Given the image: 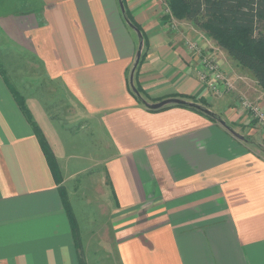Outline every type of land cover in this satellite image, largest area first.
Masks as SVG:
<instances>
[{"label":"crops","instance_id":"crops-1","mask_svg":"<svg viewBox=\"0 0 264 264\" xmlns=\"http://www.w3.org/2000/svg\"><path fill=\"white\" fill-rule=\"evenodd\" d=\"M167 11L162 0H0V264H93L89 241L97 263L264 264V129L236 108L260 96L257 83L238 77L209 103L214 116L172 102L151 111L128 90L143 33L147 96H209L183 44L202 32L170 28ZM42 93L80 129L97 120L103 147L56 139L53 118L36 114ZM29 117L61 171L78 243ZM101 166L89 191L70 179Z\"/></svg>","mask_w":264,"mask_h":264},{"label":"trees","instance_id":"trees-1","mask_svg":"<svg viewBox=\"0 0 264 264\" xmlns=\"http://www.w3.org/2000/svg\"><path fill=\"white\" fill-rule=\"evenodd\" d=\"M166 2L176 19L190 22L197 30L214 40L238 67L246 70L251 75L260 89L264 91V0H166ZM126 16L132 25L141 32V28L133 18L128 14ZM141 35L142 49H145L147 48V40L143 33ZM144 57L145 52L142 51L133 74V84L131 85L133 90L131 91L129 81L128 90L140 104L145 103L146 100L155 103L162 98L147 96L137 81L138 71ZM134 91L137 94H134ZM173 97L186 99L189 102H198L197 98H194L195 96L175 95ZM202 104H204V107L201 105L202 108L200 109L187 104H173L172 106L186 108L199 114L213 115L204 111V109H208V103L205 100L202 101ZM21 107L25 109L23 104H21ZM167 108L169 106L150 110L161 111ZM29 120L53 180L59 186L58 191L62 205L72 224L75 241L78 243V228L74 221L67 193L61 186V171L41 129L34 123L32 118L29 117ZM80 264H85V262L81 259Z\"/></svg>","mask_w":264,"mask_h":264},{"label":"rangeland","instance_id":"rangeland-1","mask_svg":"<svg viewBox=\"0 0 264 264\" xmlns=\"http://www.w3.org/2000/svg\"><path fill=\"white\" fill-rule=\"evenodd\" d=\"M162 2H164V4L166 5V10H168L167 12H169V16H162L163 19L168 21L167 23H168L170 28L175 29V27H176V29H178L179 24L181 22H183L184 20L183 19H176L172 15L170 8H169V5L166 2V0H162ZM176 22H178V25H176ZM199 38L200 39H192L189 36H185V38L183 39V44H184L187 52L192 56V59L196 62L197 78L199 77L198 73L202 69L203 62L207 61V60H210L213 62L215 60V61H217L218 65H219V68H218L219 71L223 75H225L228 78H231L233 80V88L231 90L224 91V92L216 95L217 97H215L212 94V92H210V89L207 87L205 80L201 81V79H198L199 82L201 81L200 83L203 85L204 91H207L209 93V96L207 98L205 96H199V97L195 96L194 98L195 99L197 98V101H198L197 103L193 102V101L189 102L186 99H181V100H184L188 103H193V104L199 105V106L202 105L203 107H204V104H202V101L205 100V102H207L208 106H209L210 105L209 103H213L214 100H217V99L220 100L224 97L226 98V96L228 94H230L235 89H237V84L240 83V81H238L239 80L238 77H240V76L244 77L245 78L244 81L247 82L248 84L254 85V81H253L254 79L251 77V75L246 70L238 67L235 64V62L227 55V53L221 47H219L216 44V42L214 40L209 38L207 35H204L203 33ZM229 69H232V71H229ZM230 82L232 83V81H230ZM221 88H222V85H219V89H221ZM49 94H47V93L43 94L42 93V95H40V97L42 98V102H40L38 104L36 114L38 116H41L42 112H46L47 116L49 115V116H51L50 118H53L52 122H51V126H52L53 130L58 133V135L55 136L56 139H59L60 142H61V139H64L66 137L76 139V140H78V143L81 144V146H83L85 151H90V153H94L93 152V150H94L97 153V150H99V148H102L103 145L105 144V138H104L102 131H100L97 127H95L97 120L92 119L89 122L90 126H88L87 128H84V129H80L79 128V122L70 119L71 115L66 112L67 107L65 106V108H66V110H65V108L62 107L61 104L59 105V104L55 103V101H52L50 97H52V98H54V97L51 95L49 96ZM244 97L245 96L240 97L238 102H240L241 98H244ZM156 98H158V97H156ZM177 99H180V98H177ZM253 100H255V99H253ZM232 106L234 107L235 104H232ZM207 110L210 111L209 109H207ZM248 118L251 119L252 116H250V117L248 116ZM251 121H254V120L251 119ZM254 122L257 123L256 120ZM257 125H258V123H257ZM258 127L264 129V127H261L259 125H258ZM95 128H97L98 130H96ZM45 131H46V135H48V137L51 136V135H49L50 134L49 129L45 128ZM49 139H51V137H49ZM100 174H103L102 166L93 170L92 175H94V176H91L92 178L87 177L86 173H84L83 175H80L78 177L72 176V177H70V179H71V181L75 180V184H76V181H79L80 182L79 185H81L85 189H88V191H89L90 190L89 185L93 186L94 181H96V183H97L96 177H99ZM84 227L86 228V230L88 229V226H86V225L81 226V229L84 230ZM93 246H96L95 241L86 242V245H84L85 252H86V248L89 249L87 251L86 257L87 258L89 257V260L92 261L93 264H113L111 262L110 258H107V257H102L101 260L99 258L100 263H97L95 258L92 257L93 253H89L90 251H92L91 249H93L92 248Z\"/></svg>","mask_w":264,"mask_h":264},{"label":"built area","instance_id":"built-area-1","mask_svg":"<svg viewBox=\"0 0 264 264\" xmlns=\"http://www.w3.org/2000/svg\"><path fill=\"white\" fill-rule=\"evenodd\" d=\"M218 68L217 61L214 60L212 62L207 60L203 62L202 69L198 73V79H201V81L205 80L207 87L215 97L233 88V80L223 75ZM219 85H222L221 89H219ZM236 108L240 113L246 114L249 117L252 116V120H256L259 126L264 127V91L255 100L246 97L241 98Z\"/></svg>","mask_w":264,"mask_h":264},{"label":"water","instance_id":"water-1","mask_svg":"<svg viewBox=\"0 0 264 264\" xmlns=\"http://www.w3.org/2000/svg\"><path fill=\"white\" fill-rule=\"evenodd\" d=\"M141 45H142V40L140 41V47H139V49H138V52H137V55H136V59H135V62H134V65H133V67H132L131 74H130V83H131V85H132V77H133V73H134V70H135V68H136V66H137V63H138L139 58H140V55H141ZM135 94H137V93L135 92ZM170 102H172V103H174V104H187V105H189V106H192V107H195V108H198V109L201 108V106H199V105H195V104H193V103H188V102H186V101H184V100L177 99V98H174V99H167V100L159 101V102H156V103H154V104L147 105V106H148L149 109L156 110V109H159V108L163 107V105H165L166 103H170ZM204 111H205L206 113H211V112L208 111L207 109H204ZM221 123H222L224 126H226L225 122L221 121ZM226 127H227V126H226ZM227 128H228V129H229V130H230L235 136H237L238 138L243 139L242 136H240V135L237 134L236 132H233L232 129H230L229 127H227Z\"/></svg>","mask_w":264,"mask_h":264}]
</instances>
